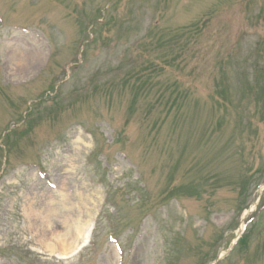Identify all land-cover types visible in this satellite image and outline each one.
Listing matches in <instances>:
<instances>
[{
  "label": "rangeland",
  "instance_id": "rangeland-1",
  "mask_svg": "<svg viewBox=\"0 0 264 264\" xmlns=\"http://www.w3.org/2000/svg\"><path fill=\"white\" fill-rule=\"evenodd\" d=\"M263 184L264 0H0V264H264Z\"/></svg>",
  "mask_w": 264,
  "mask_h": 264
},
{
  "label": "bare ground",
  "instance_id": "bare-ground-1",
  "mask_svg": "<svg viewBox=\"0 0 264 264\" xmlns=\"http://www.w3.org/2000/svg\"><path fill=\"white\" fill-rule=\"evenodd\" d=\"M91 226H92V225L90 224V225L87 227V229L82 230L81 235H80V237H81V239H82L81 243H84L86 240L89 239V233H90V228H91ZM81 243L79 242V243L75 244L73 249H71V250H69V251H66V250H65V249H66V248H65V245H64V243L61 241V242H60V246L62 247V248H61L62 250L58 252L59 257L64 258V257H67V256H70V255L74 254L75 251L78 250L79 246L82 245Z\"/></svg>",
  "mask_w": 264,
  "mask_h": 264
}]
</instances>
